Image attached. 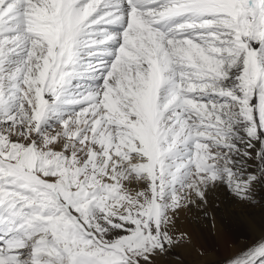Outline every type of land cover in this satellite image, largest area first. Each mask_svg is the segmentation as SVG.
Returning a JSON list of instances; mask_svg holds the SVG:
<instances>
[{"label": "bare ground", "instance_id": "obj_1", "mask_svg": "<svg viewBox=\"0 0 264 264\" xmlns=\"http://www.w3.org/2000/svg\"><path fill=\"white\" fill-rule=\"evenodd\" d=\"M167 5L191 13L186 39L152 33L143 16L111 32L125 19L121 0H0V164L23 160L47 185L61 178L39 177L38 163L58 167L81 178L64 185L76 202L93 192L80 205L94 201L106 224L144 225L140 259L126 264H240L264 248V0ZM120 82L134 90L125 103L106 92ZM202 128L216 129V151L199 143ZM6 194L0 264H45L56 245L30 240L24 217L10 227Z\"/></svg>", "mask_w": 264, "mask_h": 264}, {"label": "rangeland", "instance_id": "obj_2", "mask_svg": "<svg viewBox=\"0 0 264 264\" xmlns=\"http://www.w3.org/2000/svg\"><path fill=\"white\" fill-rule=\"evenodd\" d=\"M106 66L107 64L101 65V67ZM99 71L105 72V69ZM122 83L123 82H120V84L115 83V87L113 86L111 89L106 90V92L112 97L116 96L118 99H120L121 96L120 100L125 103L124 98L133 95L134 90L133 88L124 87ZM124 89L126 90L125 92ZM159 103L160 98L155 94L153 97L144 100L145 114L147 115L148 113L149 120L157 113ZM47 121L48 119H45V122ZM215 130L216 129L211 128L207 131V134L206 129L202 128L198 130L201 133L199 143L212 146V137L216 133ZM191 132L194 133V131ZM211 149L213 151L217 150V148L213 146ZM5 160H11V158L8 157ZM19 162L22 167L10 166L5 163L0 164V194L3 193V195H5L7 193L6 195H10V210H13L12 213H14L15 218H8L11 220L9 221L11 223H9L11 225L10 227L15 226L16 230L21 223H19L18 220L21 219L20 217H24L26 222H31V224L24 229V234H29L27 237H29L30 240L37 236L39 240H43L49 245L54 243L56 247H58H52L49 253L43 252L42 247L38 248L42 251L41 255H47L43 258L46 261L45 264L53 260H55L56 264H101L99 261V254L103 251L112 254L113 257L115 256V259L112 256L110 257L111 261L109 260L108 264H126L133 262V260L139 261L140 258L138 255L141 250L138 240L140 239V232L144 229V225L142 226L143 228H140V226L133 221H125V219L123 221L121 219L122 222L116 223L115 221H109L108 224H106L107 219L104 218L103 220L104 211H102V208L94 203V201H90L89 205L92 207L88 209L80 205V203L83 204L91 200L93 194L91 190L87 191V194H83L81 189L78 190L79 196L82 197L79 198L80 202H76L77 200H74L71 194L65 191L64 185L67 183H70L72 189L75 190L81 178H67L58 167L49 164L50 167L46 163L39 162V177H41L42 173H48V176L53 180L56 179V176L61 178L60 183L55 182L52 185H47L48 182L45 183L41 179L39 180L35 176L25 172L27 169L25 170L23 160H19ZM207 169H209V171H203L204 174L210 175L215 172L214 166H209ZM232 183L235 182L233 181ZM60 197L63 200L60 201ZM64 204L67 206H64ZM68 206H71L73 213L67 209ZM13 219L14 221H12ZM22 224H25L24 220ZM145 226L146 229L148 228L149 230V225L146 224ZM90 230L94 232L90 233ZM148 230L147 232H149ZM30 240H28V242H30ZM28 248L29 246L21 248L23 253L21 259L22 261L25 260L31 263L29 260L30 250H27ZM129 258L133 260L131 261ZM247 259L240 264H246ZM230 262L221 261L218 264H230ZM183 264H193V262L185 261Z\"/></svg>", "mask_w": 264, "mask_h": 264}, {"label": "snow or ice", "instance_id": "obj_3", "mask_svg": "<svg viewBox=\"0 0 264 264\" xmlns=\"http://www.w3.org/2000/svg\"><path fill=\"white\" fill-rule=\"evenodd\" d=\"M247 256L246 264H264V248L254 249Z\"/></svg>", "mask_w": 264, "mask_h": 264}, {"label": "water", "instance_id": "obj_4", "mask_svg": "<svg viewBox=\"0 0 264 264\" xmlns=\"http://www.w3.org/2000/svg\"><path fill=\"white\" fill-rule=\"evenodd\" d=\"M64 206H67L66 204H64ZM68 209V208H67Z\"/></svg>", "mask_w": 264, "mask_h": 264}]
</instances>
